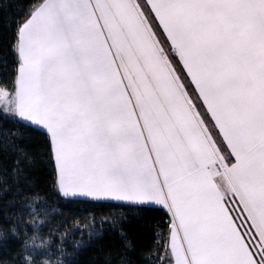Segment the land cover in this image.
<instances>
[{"label": "snow or ice", "instance_id": "6c2138e0", "mask_svg": "<svg viewBox=\"0 0 264 264\" xmlns=\"http://www.w3.org/2000/svg\"><path fill=\"white\" fill-rule=\"evenodd\" d=\"M0 264H264V0H0Z\"/></svg>", "mask_w": 264, "mask_h": 264}, {"label": "trees", "instance_id": "16d2710c", "mask_svg": "<svg viewBox=\"0 0 264 264\" xmlns=\"http://www.w3.org/2000/svg\"><path fill=\"white\" fill-rule=\"evenodd\" d=\"M80 220H81V222H84V217H83V216H81ZM75 223H76V222H75V221H73V224H75Z\"/></svg>", "mask_w": 264, "mask_h": 264}]
</instances>
